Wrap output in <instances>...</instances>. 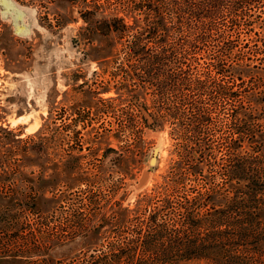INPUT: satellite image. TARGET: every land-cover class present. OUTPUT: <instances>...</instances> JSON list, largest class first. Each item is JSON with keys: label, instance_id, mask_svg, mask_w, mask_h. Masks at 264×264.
Returning <instances> with one entry per match:
<instances>
[{"label": "rangeland", "instance_id": "1", "mask_svg": "<svg viewBox=\"0 0 264 264\" xmlns=\"http://www.w3.org/2000/svg\"><path fill=\"white\" fill-rule=\"evenodd\" d=\"M98 3L109 12V0H0V264H71L82 252L101 248L125 209L138 211V194L160 183L176 157L179 139L168 122L140 132L139 106L144 102L154 111L155 95L141 90L131 71L125 79L134 60L125 59V37L96 29ZM220 15L218 23L203 24L224 37L201 42L230 43L244 55L249 73L237 76L233 89L251 105L258 145L264 142V0L235 10L223 6ZM166 25L171 36L193 26L185 20ZM257 47L256 54L246 53ZM234 61L228 58L226 66ZM212 76L223 80L215 71ZM221 111L212 108L207 123L214 162L203 172L213 184L228 155L217 147L227 134L222 115L230 119Z\"/></svg>", "mask_w": 264, "mask_h": 264}, {"label": "trees", "instance_id": "2", "mask_svg": "<svg viewBox=\"0 0 264 264\" xmlns=\"http://www.w3.org/2000/svg\"><path fill=\"white\" fill-rule=\"evenodd\" d=\"M248 1L109 0L107 13L102 4H95L101 14L96 29L125 37V59L134 60L124 70L125 79L131 71L139 88H151L155 95L154 111L144 102L139 106L144 122L140 132L168 122L179 141L161 182L138 194V211L130 215L126 208L110 237L101 240V248L84 251L69 263L180 264L196 258L204 264H264V142L253 144L260 128L250 103L244 104L240 90L233 89L235 78L249 73L250 67L242 63L243 54H235L233 44L201 42L224 37L220 30L207 29L204 21L218 23L221 7L235 10ZM182 20L192 28L176 29L171 36L166 23ZM230 21L237 19L231 16ZM228 58L235 60L231 69ZM214 71L222 76L221 82L214 81ZM245 91L243 96L250 97L251 91ZM216 107L230 119L222 115L227 134L217 147L228 155L218 169L221 179L213 184L203 169L214 162H209L207 123Z\"/></svg>", "mask_w": 264, "mask_h": 264}, {"label": "water", "instance_id": "3", "mask_svg": "<svg viewBox=\"0 0 264 264\" xmlns=\"http://www.w3.org/2000/svg\"><path fill=\"white\" fill-rule=\"evenodd\" d=\"M156 154H157V151L152 149L151 154L149 155V158H148V164L150 166L155 164V162H156Z\"/></svg>", "mask_w": 264, "mask_h": 264}, {"label": "bare ground", "instance_id": "4", "mask_svg": "<svg viewBox=\"0 0 264 264\" xmlns=\"http://www.w3.org/2000/svg\"><path fill=\"white\" fill-rule=\"evenodd\" d=\"M153 149L157 151V149H158V144H157Z\"/></svg>", "mask_w": 264, "mask_h": 264}]
</instances>
